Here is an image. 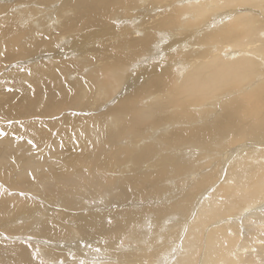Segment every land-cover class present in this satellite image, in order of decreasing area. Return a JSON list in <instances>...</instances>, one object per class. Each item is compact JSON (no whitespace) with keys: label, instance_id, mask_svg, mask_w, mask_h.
<instances>
[{"label":"bare ground","instance_id":"1","mask_svg":"<svg viewBox=\"0 0 264 264\" xmlns=\"http://www.w3.org/2000/svg\"><path fill=\"white\" fill-rule=\"evenodd\" d=\"M2 1L0 72L12 65L0 86L17 85L21 103L0 93V180L8 185L0 190V264H147L167 253L170 236L177 237L166 254L175 255L168 264H264V0ZM186 6L200 20L213 9L231 11L210 25L211 33L197 31L189 38L179 29L195 23L177 21L179 8ZM244 7L258 14H239ZM26 9L33 14L23 15ZM133 14V28L114 23L119 18L130 24ZM175 30L183 38L166 49L176 56L166 62L174 63L173 71L160 67L161 61H136L156 34L159 42L149 52L169 42ZM184 37L203 42L202 50L192 55ZM67 38L73 45L64 44ZM226 45L230 57L223 59L216 52ZM74 52L80 56L75 60L56 59ZM179 53L183 60L192 55V61L182 65ZM21 58L31 60L14 62ZM65 74L73 81H65ZM113 86H123L118 93L123 98L108 105L105 116L83 119L89 120L81 121L77 133L52 135V123L33 116L51 117L67 106L95 107ZM146 123L163 126L142 134ZM241 142V148L226 152ZM14 169L23 177L19 185L5 173ZM180 178V189L192 199L166 205V184ZM151 189L165 193L155 200ZM51 194L60 211L52 205L39 217L35 201H49ZM95 196L98 201L90 200ZM137 201L143 206L136 210ZM19 212L25 224L14 219ZM143 213L150 214L152 232L159 225L163 232L167 220L180 227L167 238L152 233L141 247L134 245L142 230L131 223ZM26 228L36 240L32 244L14 236ZM125 243L134 251L127 253Z\"/></svg>","mask_w":264,"mask_h":264},{"label":"rangeland","instance_id":"2","mask_svg":"<svg viewBox=\"0 0 264 264\" xmlns=\"http://www.w3.org/2000/svg\"><path fill=\"white\" fill-rule=\"evenodd\" d=\"M15 0H7V3H8V5H10V4H12L13 2H14ZM175 1V0H174ZM187 1H189L188 3H190L191 2V0H185V2H184V4H186L187 3ZM56 1H54V3H55ZM192 2H194L193 0H192ZM2 3H4L2 0H0V4L2 5ZM54 3H53V6H54ZM56 5H57V3H55ZM183 4V5H184ZM175 5H178V3L177 2H175ZM19 7V6H18ZM31 7V6H30ZM56 7V6H55ZM177 7H179V6H177ZM9 8H14L13 6H11V7H9ZM209 8V7H208ZM211 8V7H210ZM144 9V8H143ZM143 9H141V10H143ZM245 9V10H244ZM250 10V12H249V10ZM225 9H213L212 11H210L207 15H206V18L204 19V20H200L199 18L198 19H195L194 17H193V13H190L189 12V9H188V6H186L185 8H179V12L181 13V14H179L178 15V17H177V21H182V19L181 18H187V20L185 19V22L182 24V25H185L186 24V22L188 21H190L192 24H194L195 23V26L193 25V29H192V26L191 25H189V23H188V25L186 24L184 27L186 28H184V27H182V28H184L183 30L184 31H182L181 29H179V31H181L180 33H187V35H188V37H189V35H190V37H193V36H197V34H196V32L197 31H202V30H205L206 31V33L207 34H209V33H211L212 32V30L211 29H213V25H215V26H217L218 25V22L219 23H221V21H219L218 19H221L222 18V16H228V14H229V11H231V9H229V10H227L226 9V11H224ZM243 10V11H242ZM247 10V11H246ZM0 11H1V9H0ZM12 11H15V9H13ZM139 11V10H138ZM138 11H136L135 12V14L138 12ZM182 11V12H181ZM186 11H188L187 13H186ZM216 11V12H215ZM224 11V12H223ZM251 11L253 12V14H258L257 12L258 11H256L255 9H252V8H248V7H244V8H242V9H240V10H238L237 12L239 13V14H241V12L242 13H251ZM139 12H141V11H139ZM179 12H177V13H179ZM146 13H148V12H146ZM225 13V14H224ZM226 13H227V15H226ZM237 13V14H238ZM23 15H27V14H33V13H31L30 11H29V9H26L23 13H22ZM185 15H187L186 17H185ZM219 15V16H218ZM134 14H133V19L131 20V21H129L130 22V24L128 23L127 24V21L126 20H124L125 22H126V24H125V22L123 21V20H121V21H123V22H121L120 21V19L118 20V19H115L114 20V23L115 24H117V25H121L122 26V24H123V26L124 27H127V28H133V25H132V23H133V21H134ZM189 16V17H188ZM220 17V18H219ZM192 18V21L190 20ZM213 18H216V19H213ZM218 18V19H217ZM226 19L228 18V17H225ZM224 18V19H225ZM124 19V18H123ZM189 19V20H188ZM212 19V20H211ZM116 20H118V22L116 21ZM194 20V21H193ZM215 20H217V21H215ZM183 21H184V19H183ZM207 21V22H206ZM222 21H223V19H222ZM197 22H199V23H197ZM190 23V24H191ZM201 23H203V24H201ZM214 23V24H213ZM206 24V25H205ZM211 24H213L212 26H210ZM6 25H7V23H6ZM198 26V27H197ZM188 27H190L191 29H189ZM204 27V28H203ZM137 28V27H136ZM198 28V29H197ZM210 28V29H209ZM188 29V30H187ZM196 31H195V30ZM207 29H209V31H207ZM192 30V31H191ZM211 30V31H210ZM186 31H188V32H192V34L190 33H188V32H186ZM195 31V32H194ZM194 33V34H193ZM185 34H183V36H186ZM192 35V36H191ZM25 37V36H24ZM188 37H184V39H185V41L187 42V41H189L188 39L190 38H188ZM170 38V37H169ZM171 38H172V40H176L175 42H174V44H171L173 41L171 40ZM170 38V40H169V42L170 41H172L170 44H168L169 42H166L169 46H168V48L166 47V43H164L163 45H158L159 46V48L156 50V51H154L153 52V50H154V46H155V44L157 45V43L156 42H159V39H158V36H157V34H156V38L153 40L154 42H152V44H150V46L152 45L153 46V48H152V46H151V49H153L152 50V52H149L148 50H151V49H149L150 47H148V50H146V51H144L142 54H144L143 56H142V54H141V52H140V54L139 55H141V56H139V58H136V61H140L141 62V64H147V63H149V61L150 62H160L161 61V64H160V67L161 66H163V65H165L166 64V66L164 67V68H166L167 66L170 68V70L171 71H173L174 70V63H172V64H167V63H170V62H172L173 60H174V58L176 57L175 55H169L167 52H166V49H169L168 51H170L171 49H173L172 47L174 46V45H177L178 43H180V39H182L183 37L181 36V34H179V32H177L176 30L174 31V34H173V36ZM188 38V39H187ZM64 39V38H63ZM70 38H67V41H66V43H64V44H66V46L68 45H70L71 43H70V41L71 40H69ZM187 39V40H186ZM192 41H194V42H192ZM192 41H189L190 43H188L189 44V46H188V48H189V50H191L190 51V53L192 52V55L194 54V53H196L197 54V52H199L200 50H202V47L204 46H202V44H204L203 42H199V44H198V40H197V44H196V40H192ZM72 42V41H71ZM186 42H183V41H181V44H184V43H186ZM69 43V44H68ZM154 43V44H153ZM192 43V44H191ZM202 43V44H201ZM209 44H211V43H209ZM213 44H215V43H213ZM71 45H73V44H71ZM70 45V46H71ZM195 45V46H194ZM197 45H198V47H197ZM207 45V44H206ZM192 46V47H191ZM194 46V47H193ZM196 47V48H195ZM75 48H77V46H75ZM228 48V49H227ZM73 49H74V47H72V48H69V49H67L65 52H68V51H73ZM197 49V50H196ZM200 49V50H199ZM179 50H181V49H179ZM229 45H226V48L224 47L223 49H221L219 52L217 51H215L216 53H218V55L221 57V58H225V59H227V58H229L230 57V54L228 53L229 52ZM224 51V52H223ZM185 53H187V52H185V51H183L182 52V55L183 54H185ZM225 53V54H224ZM76 54V55H75ZM153 54H156L155 55V57L156 58H153L152 57V55ZM223 54V55H222ZM43 54H41V56H42ZM73 55V54H72ZM74 57L73 56H64L63 58H60V57H57L56 59L57 60H60V61H63V60H68V59H77V58H75L76 56H78V57H80L77 53H75L74 52ZM81 55H84L83 53H81ZM180 55V53L177 55V56H179ZM182 55H180L179 57H180V59H179V61H181L182 60V62H181V64L183 65V64H189L192 60L191 59H193L192 57V55H190L189 57H187V58H189V63H188V59L186 58L185 60H183L184 59V56H182ZM185 56H186V54H185ZM226 56V57H225ZM179 57H177V58H179ZM181 58H183V59H181ZM46 59V58H45ZM44 59V60H45ZM27 60H31V58H21L20 60H17V61H14V62H20V61H27ZM44 60H42V61H44ZM73 60V61H74ZM144 60V61H143ZM134 61V60H133ZM133 61H131V63L133 62ZM143 61V62H142ZM167 62V63H166ZM186 62V63H185ZM12 65V62H10V63H8V64H6L5 66H4V68L2 69V71L0 72V77H2L3 75H6V74H8V73H10V71L8 70V67H10ZM29 64H25V66H28ZM173 65V66H172ZM185 66V65H184ZM25 69V68H24ZM19 70H21L22 71V68H19ZM80 72H83V73H85V70L83 69V68H81V70H80ZM131 72V71H130ZM71 76V75H70ZM70 76H68V74H65L64 75V80L65 81H73V79H74V77H70ZM176 78H178V73H176ZM175 81H176V79H175ZM123 85V84H122ZM115 88H116V86H113L111 89H110V92H109V95H108V99L106 100V101H104L103 103H101V104H99V105H97V106H95V107H91V106H87V107H85V105L84 106H82V107H80V108H75V107H71V106H67L65 109H63V110H61L58 114H55V115H53V116H51V117H40V116H37V115H33L34 116V118L36 119V120H39L40 122H42V123H44V124H48V123H52V125H53V127H52V129H51V132H52V135H56V134H58L59 132H66V133H68V134H74V133H77L78 131H76L75 129L77 128V126H79L82 122L81 121H83V122H86V121H88L89 119H87V120H83V119H85V118H87V117H90V116H94V115H102V114H100V113H103V111H106L107 109H111V107L112 106H114V104H115V100H117V98L118 97H122L123 98V96H121V95H119V94H121L122 92H123V86H122V88L121 87H117L116 88V90H115ZM120 90H122V91H120ZM115 91V92H114ZM222 91H225V90H220L219 92H222ZM1 92H3V93H7V94H9L10 96H11V98H9V99H13L15 102H17V103H19L18 102V98H20V96H21V90L19 89V87L17 86V85H15V86H9V85H7V83H5V84H2L1 86H0V93ZM119 93V94H118ZM119 95V96H118ZM114 99V100H113ZM112 100V101H111ZM8 101V99L6 100V101H4V102H2V103H5V102H7ZM108 101V102H107ZM145 101V100H144ZM143 101V102H144ZM105 102H107V103H105ZM143 102H142V104L141 105H143ZM21 103V102H20ZM20 103L18 104L19 106H20ZM106 105V106H105ZM108 105H109V108H108ZM105 106V107H104ZM85 108H88V109H90V111L89 112H87V110H84ZM103 109V110H102ZM106 109V110H105ZM91 111H93V112H91ZM102 111V112H101ZM105 113H107V112H104L103 113V115L102 116H105L106 114ZM94 114V115H93ZM171 117H172V115H170ZM169 116V117H170ZM108 118V116L106 117V119ZM105 119V120H106ZM12 123V122H11ZM10 123V121H9V123L7 122L6 124H11ZM56 125H58L57 127H56ZM37 126H40V124H38L37 123ZM163 125H160V124H153V123H146V124H144V125H142L140 128L143 130V133L142 134H146V132H147V129H149V130H151V129H157V127H162ZM45 128H42L41 130H44ZM40 130V129H39ZM47 130V129H46ZM124 135H132V133H129V132H126ZM0 137H2L1 135H0ZM65 139H64V137H62V141H64ZM61 141V142H62ZM65 142V141H64ZM64 142H62V144H66V143H64ZM240 145H243V142H241V143H238V144H235L234 146H231V147H229L227 150H226V152L228 151L229 152V150L230 149H233V148H241L240 147ZM72 153H73V151L72 152H69V155H72ZM219 167L217 168V170L214 172V173H217L218 175H219V168L222 166V164H221V166H220V164L218 165ZM0 168H1V164H0ZM204 167H201V168H199V169H197L196 170V172L195 173H197L198 171H200L201 169H203ZM221 169V168H220ZM7 171L9 172V177H11L12 178V181L14 182V183H16L17 185H19L20 184V182H21V180H22V178L23 177H20L19 176V174H18V170H16V169H14V170H6L5 171V173H7ZM56 171H59V167H57V170ZM221 172H222V169L220 170ZM37 174V173H36ZM36 174H34V176L33 177H35V175ZM181 179L182 178H180V179H178V180H174L173 179V182L170 184V185H168V184H166V187H167V192H166V194H164L165 193V190H162L161 192L159 191V192H157V191H152V189L151 190H148V194H149V196H151L153 199H155L156 200V198H158V197H160L161 195H163L164 194V196L166 195V197L165 198H167V201H165V204L166 205H169V204H172V203H176L177 201H179V200H182L181 199V197L184 199V200H186V201H189V200H191L192 198H191V196L190 197H186V193H187V191H183L182 189H180V183H181ZM1 181V180H0ZM2 182V181H1ZM1 182H0V190L2 189L3 191H7V187H8V185H7V183H3V184H1ZM9 192V191H8ZM10 193H15V192H10ZM10 193H9V195H10ZM198 194V193H197ZM24 195V194H23ZM26 196H28V195H25V197ZM49 197V198H48ZM95 198H96V196L95 197H93V198H91L90 200H95ZM46 199H50L49 201L48 200H45V198H42V197H40V199L39 200H37V201H35V202H38V204L41 206V211H39L38 212V216L40 217V216H42L43 215V213L45 212V210L46 209H48L50 206H52L53 205V209H55L56 211H60V210H58V208L56 209L55 208V203H53V201H55L56 200V196L55 195H53V194H51V195H49V196H47V198ZM95 201H98V200H95ZM95 201H93V202H95ZM152 201H154V200H152ZM195 201V200H194ZM193 201V202H194ZM139 202V203H138ZM134 203V206L136 207H134L136 210L137 209H139V207L141 206H143L142 204V202L141 201H137V202H133ZM136 203V204H135ZM138 204V205H137ZM158 203H154V205H157ZM88 205H89V208H91L92 206L88 203ZM86 211V210H85ZM97 211H101L100 209L99 210H97ZM150 214H146V213H143L142 215H140V217L136 220V222L135 223H131V226L133 227V228H137V229H140L141 228V230H142V232L140 233V236L139 235H136L135 237H136V239H135V241L137 242L136 244H134V245H137V246H140V242H142L143 240H145L146 241V239L148 238V237H150V234H152V233H155V234H157L158 236H163V235H166V238H167V236H169V233L171 232V230L172 229H174V228H179L180 226V224H178V222H175V221H169V220H167V223L165 224V230L162 232L161 231V226L162 225H159V226H157L155 229H154V232H152L151 231V223H150V221H148V216H149ZM146 216V217H145ZM171 216V215H170ZM14 219H16V221H17V223L19 224V225H21V224H25V220H23L22 219V214H21V212H19V214L14 218ZM143 219H146L148 222H146V223H143L142 224V220ZM113 221V219H108V222L110 223V222H112ZM69 222H72V218L71 217H69V218H67V223H68V225L69 226H71L70 224H69ZM136 224H138L139 226H137ZM142 226H141V225ZM135 225V226H134ZM147 225V226H146ZM174 226H176V227H174ZM72 227V226H71ZM143 228V229H142ZM0 231H1V229H0ZM1 234L0 235H4V232L3 231H1L0 232ZM22 233H25V234H27V235H25V234H21V233H17V234H15L14 236H21V237H28L27 238V241L29 240V244H32L34 241H36V240H34V236H32V235H30L29 233H27V228L22 232ZM172 233H174L175 235H177V231H173ZM6 234V233H5ZM12 236V235H11ZM140 237V239H138ZM177 236H170L167 240H166V243H168V244H166L167 245V253H168V251H170V249L172 248V246H173V243H175V238H176ZM15 239V238H14ZM172 240V241H171ZM170 241V242H169ZM172 244V246H171V244ZM177 243V242H176ZM91 244H98V243H96V242H92ZM128 243H125L123 246H124V248L126 249L127 248V253L129 252V253H131L132 251H134V247H127L128 245H127ZM134 245H130V246H134ZM126 246V247H125ZM141 247V246H140ZM177 248V247H176ZM176 248H175V250H176ZM91 249V248H90ZM150 249H149V246H146V250H145V252H147V251H149ZM100 252V249H91V251L90 252H92V253H95L96 254V257H98V258H100L101 256H102V254L101 253H99L98 255H97V253L96 252ZM164 252H165V250H164ZM167 253H161V254H164V255H160V256H157L156 258H158V259H156L155 258V262H150V263H147V264H156L157 263V261H159L160 259H162V261L164 260V264H168V262L169 261H172V259L174 258V256H170L169 258H166V254ZM128 255V254H127ZM165 256V257H164Z\"/></svg>","mask_w":264,"mask_h":264}]
</instances>
